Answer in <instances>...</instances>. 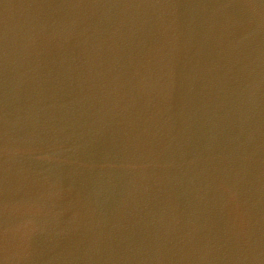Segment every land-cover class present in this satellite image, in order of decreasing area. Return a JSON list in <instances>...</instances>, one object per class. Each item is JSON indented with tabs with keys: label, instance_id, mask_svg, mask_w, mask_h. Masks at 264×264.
<instances>
[{
	"label": "water",
	"instance_id": "water-1",
	"mask_svg": "<svg viewBox=\"0 0 264 264\" xmlns=\"http://www.w3.org/2000/svg\"><path fill=\"white\" fill-rule=\"evenodd\" d=\"M0 264H264V0H0Z\"/></svg>",
	"mask_w": 264,
	"mask_h": 264
}]
</instances>
